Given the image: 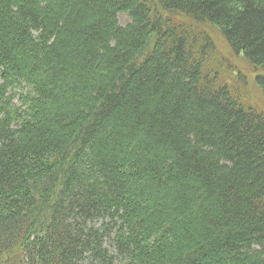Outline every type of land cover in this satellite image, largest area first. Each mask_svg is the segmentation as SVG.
I'll use <instances>...</instances> for the list:
<instances>
[{"label": "trees", "instance_id": "1", "mask_svg": "<svg viewBox=\"0 0 264 264\" xmlns=\"http://www.w3.org/2000/svg\"><path fill=\"white\" fill-rule=\"evenodd\" d=\"M207 26L264 99V0H0V264H264V111Z\"/></svg>", "mask_w": 264, "mask_h": 264}, {"label": "rangeland", "instance_id": "2", "mask_svg": "<svg viewBox=\"0 0 264 264\" xmlns=\"http://www.w3.org/2000/svg\"><path fill=\"white\" fill-rule=\"evenodd\" d=\"M118 18L121 24H126L127 22L131 20L128 13H119ZM206 28L208 29L209 36L211 37L212 41H214L217 48L220 50V53L221 54L225 53L224 57L229 58V59L231 58L232 60H230V62L231 63L235 62L237 64L236 65L237 68H239V70H242L248 76V84L250 88L249 100L250 102L252 101V103L262 108L264 111V99L255 81V78L260 71L258 70L256 71L253 68V66L247 62L244 56L242 57L240 55L234 54V52H232L230 48L228 47L222 35L219 33V31L214 26H207ZM222 71H225V70H222ZM262 73L263 71L260 72V74ZM235 75L236 74H234V72L228 75H223V77H220V81L228 82V84H233L232 80L234 79ZM21 90L22 89L19 88L17 91H21ZM18 105L20 106V102L18 103Z\"/></svg>", "mask_w": 264, "mask_h": 264}]
</instances>
